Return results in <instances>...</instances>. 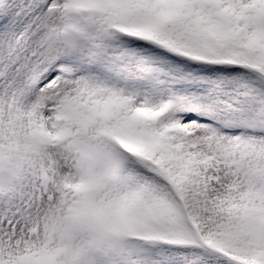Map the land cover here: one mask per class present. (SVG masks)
Returning <instances> with one entry per match:
<instances>
[{"label":"snow or ice","instance_id":"snow-or-ice-1","mask_svg":"<svg viewBox=\"0 0 264 264\" xmlns=\"http://www.w3.org/2000/svg\"><path fill=\"white\" fill-rule=\"evenodd\" d=\"M0 264H264V0H0Z\"/></svg>","mask_w":264,"mask_h":264}]
</instances>
